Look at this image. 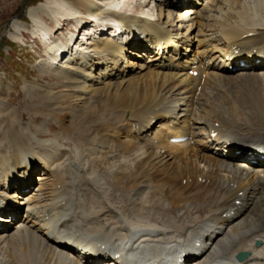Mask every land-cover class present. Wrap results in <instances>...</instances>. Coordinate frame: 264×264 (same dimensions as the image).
<instances>
[{"label":"bare ground","instance_id":"6f19581e","mask_svg":"<svg viewBox=\"0 0 264 264\" xmlns=\"http://www.w3.org/2000/svg\"><path fill=\"white\" fill-rule=\"evenodd\" d=\"M26 17L7 38L30 33L46 60L24 97L50 100L52 115L73 98L82 156L32 137L0 101V264H93L83 254L106 251L128 264H264V167L233 156L264 152V0H43ZM110 19L126 42L100 35ZM179 137L190 140L169 142Z\"/></svg>","mask_w":264,"mask_h":264},{"label":"rangeland","instance_id":"374dc122","mask_svg":"<svg viewBox=\"0 0 264 264\" xmlns=\"http://www.w3.org/2000/svg\"><path fill=\"white\" fill-rule=\"evenodd\" d=\"M42 1L43 0H0V101H8L7 106L13 114L7 113L5 115L8 117L13 115L14 121L19 122L21 127L27 129V132L33 135L32 137L37 140H46L55 137L54 140L57 144L65 147L69 155L73 158H79L82 156V152H79V154H77L79 157H76L74 148L76 147L77 149L78 146L80 149L82 133L79 134L78 131H73V127L78 120L70 119V112L66 109L72 107L73 98L67 96L63 103L64 106L62 105L65 110L60 114L52 115L51 111L49 112V110H47L51 102L50 100L28 99L24 97V80L29 82H44L40 80V75L37 72L38 64L46 60L39 39L33 38L30 33L25 34V39H23L21 44L14 43L11 39L7 38V26L9 22L17 16H22V20L29 24V19L26 17L27 8L36 6ZM149 6H151V4ZM180 12L183 13V11ZM68 29H71V27L68 26ZM65 32L67 31L64 30V33ZM81 37L82 29H79L75 34L77 43L80 42ZM127 60L130 59L127 58ZM46 80L51 79L46 78ZM51 88L54 94H63L64 90L62 88L56 85H51ZM222 90L227 93L235 92L232 86H225ZM222 90L220 93H222ZM240 91L239 89V92ZM80 122L82 124L81 119ZM62 126L64 129H62ZM44 131H46V134L40 135L44 133ZM94 145L96 144L93 143V146ZM39 175H41V172L36 173L34 178ZM33 181H35V179ZM33 184L35 185V182ZM119 187L108 186V190H104L106 202L113 205L116 210L121 211V215L124 217H129L130 213L126 206L127 196L123 189ZM97 188H99V186ZM19 198L23 197L19 196ZM11 229L13 228H10L9 231Z\"/></svg>","mask_w":264,"mask_h":264},{"label":"water","instance_id":"95a60500","mask_svg":"<svg viewBox=\"0 0 264 264\" xmlns=\"http://www.w3.org/2000/svg\"><path fill=\"white\" fill-rule=\"evenodd\" d=\"M244 258H245V255H242V254H239V255L237 256V259H238L239 261L244 260Z\"/></svg>","mask_w":264,"mask_h":264}]
</instances>
